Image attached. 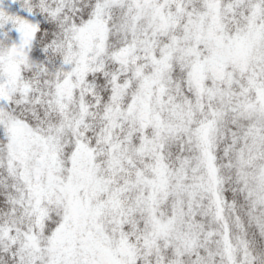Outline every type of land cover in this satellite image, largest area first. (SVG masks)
<instances>
[{
    "label": "snow or ice",
    "instance_id": "1",
    "mask_svg": "<svg viewBox=\"0 0 264 264\" xmlns=\"http://www.w3.org/2000/svg\"><path fill=\"white\" fill-rule=\"evenodd\" d=\"M0 264H264V0H0Z\"/></svg>",
    "mask_w": 264,
    "mask_h": 264
}]
</instances>
